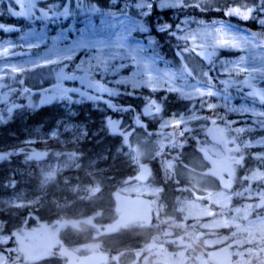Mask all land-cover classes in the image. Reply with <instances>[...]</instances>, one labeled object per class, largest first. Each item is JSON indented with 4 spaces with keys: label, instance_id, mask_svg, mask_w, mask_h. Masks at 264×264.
I'll use <instances>...</instances> for the list:
<instances>
[{
    "label": "rangeland",
    "instance_id": "1",
    "mask_svg": "<svg viewBox=\"0 0 264 264\" xmlns=\"http://www.w3.org/2000/svg\"><path fill=\"white\" fill-rule=\"evenodd\" d=\"M88 1L82 0L84 4H97L105 11L117 13L125 3V0H116L113 5L108 0L103 5ZM0 3L8 4L9 0H0ZM55 3L59 4L60 0ZM245 6L253 7V0H212V11L201 14L192 9L190 15L205 22L223 20L237 25L246 29L242 35L256 33L254 47L242 44L240 49L222 50L220 58L238 60L244 56L245 62L240 67L259 68L264 58V27L214 10L220 8L226 12L228 8ZM128 13L135 15V10L129 9ZM153 13V20L156 15L166 22L176 19L175 10L157 13L154 5ZM82 20L83 14L77 17L76 27H83L79 22ZM246 22L255 23L260 30H252ZM0 23L19 29L11 33L0 31V44L12 41L18 53L10 58L12 63L35 59V53L42 55L59 32V27L53 25L45 28L36 23L29 27L27 21L1 10ZM93 23L100 27L101 18L94 16ZM29 31L46 33L44 43L28 39L27 43H40L38 48L28 49L25 33ZM78 35L69 34V42ZM161 54L170 63H181L175 51L167 54L162 50ZM86 58L83 52L78 53L73 63ZM196 60L207 70L202 58L196 57ZM122 74L130 75L131 71ZM212 75L229 78L223 71ZM246 75L247 72H241L237 78L243 79ZM252 77L256 80L257 74L253 73ZM4 83L12 90L0 88V132H7V137L0 142V164H5L8 176L2 180L5 188L0 187V264H264V146H257L264 145V133L242 131L249 126L232 122L249 117L227 113L223 102L216 98L208 99L221 107L202 111L199 106L194 107L195 101L189 103L178 94L163 90L151 93L144 87L136 91L144 99L137 98L142 103L139 107L135 105L134 115L131 113L133 117L128 120L122 113L108 111L104 104L85 102L72 107L54 100L45 105L51 111L52 121L44 124L30 122L28 118L42 106L44 90L35 92V87L51 89L56 84L54 71L37 68L17 79L6 78ZM257 83L264 87V81L257 80ZM25 88L29 91L24 92ZM230 92L234 105L247 102L238 98L240 94L234 88ZM149 96L157 99L173 96L186 102L189 110L165 114L161 103L159 110L153 107L149 114H144L143 105ZM8 108L13 110L8 112ZM78 114L83 115L79 119L69 118ZM150 123L156 127L149 132ZM197 131L201 133L197 147L209 172L207 178L214 180L216 186L204 194L193 191L182 194L177 211L183 223L191 220L196 229L192 237L187 232L174 235L170 228L156 232L151 216L155 217L158 201L153 198L160 196L162 188L150 181L151 171L145 160L157 156L162 147L172 154L171 147H183L185 138ZM102 134L110 138L117 136L118 141L103 149H91L86 155L80 152L81 144ZM163 162L173 176L181 171L183 180L174 178L175 190L188 192L189 182L197 181L199 174L187 171L173 155L166 154ZM201 173L204 176V170ZM91 175L107 186L93 183ZM129 201L137 206L130 220L123 215L124 205ZM161 208L162 203L158 210ZM11 212L19 218L17 227L9 232L4 230L2 216ZM200 244L210 249V256L199 252L197 245Z\"/></svg>",
    "mask_w": 264,
    "mask_h": 264
},
{
    "label": "snow or ice",
    "instance_id": "2",
    "mask_svg": "<svg viewBox=\"0 0 264 264\" xmlns=\"http://www.w3.org/2000/svg\"><path fill=\"white\" fill-rule=\"evenodd\" d=\"M111 3L115 5L116 0H111ZM253 3V7L228 8L226 12L220 8L214 10L243 21L252 20L264 27V0H253ZM211 4L212 0H125L124 8L117 13L105 11L97 4H84L82 0H60L59 4L55 0L48 3L45 0H9L4 10L11 17L27 21L29 27L36 23L43 24L45 28L53 25L59 27V32L46 52L42 55L35 53V59L29 58L23 63L11 62L10 58L18 55L12 41L0 44V88L11 91V86L4 83L6 78L17 79L19 75L47 67L54 71L56 84L44 90L40 105L54 100L72 107L85 102L102 103L110 112L126 113L132 111L134 106H120L114 100L121 96L144 99L137 96L136 91L146 87L151 93L163 90L168 94H178L189 103L195 101L194 107L199 106L202 111L221 107L208 99L216 98L223 102L227 113L249 117L247 120L232 121L249 126L242 131L264 133V87L257 83V80L264 81V58L259 68L251 69L240 67L245 62L244 56L238 60L220 58L222 50L240 49L242 44L254 47L257 34L242 35L246 29H240L237 25L223 20L205 22L190 15L192 9L201 14L212 11ZM154 5L157 13L175 10L176 19L166 22L156 15L153 20ZM129 9H134L135 15H129ZM81 14L83 20L79 22L83 27H76L77 17ZM97 15L101 18L100 27L93 23V17ZM181 15L184 16L182 20ZM67 21H70L67 26H62ZM193 24L195 28L190 27ZM0 31L11 33L19 29L0 23ZM73 32L79 35L69 42V34ZM45 36L43 31H29L25 33V42L31 38L44 43ZM165 40L177 41L174 51L181 61L179 65L170 63L161 54L164 48L162 41ZM40 43H27V47L38 48ZM81 52L87 58L73 63ZM196 57L206 62L204 67L207 70H203ZM190 64L192 67H189ZM126 70H130L131 74H122ZM218 71L228 74L229 78L214 77L212 73ZM241 72L248 75L238 79ZM253 73L257 74L256 80L252 77ZM19 82L23 83L22 80ZM67 82H72V86H68ZM233 88L240 94L238 98L247 102L234 105L230 92ZM23 91L29 90L25 88ZM165 102L167 96L161 99L149 96L143 105V113L149 114L153 107L159 110L161 103ZM72 107L69 111H72ZM13 108L7 111L11 112ZM79 115L69 118L79 119Z\"/></svg>",
    "mask_w": 264,
    "mask_h": 264
},
{
    "label": "trees",
    "instance_id": "3",
    "mask_svg": "<svg viewBox=\"0 0 264 264\" xmlns=\"http://www.w3.org/2000/svg\"><path fill=\"white\" fill-rule=\"evenodd\" d=\"M88 1V0H86ZM89 1H98L99 3L105 5L108 0H89ZM88 1V2H89ZM250 0H247V2ZM243 2V1H241ZM6 3H0V10H4V6ZM6 12V11H5ZM7 13V12H6ZM164 17L168 19V14L165 13ZM3 20H7L6 17H3ZM248 26H251L250 28L252 30H255L259 27H256L255 23L250 24L249 22H246ZM258 25V24H257ZM253 27V28H252ZM260 30V28H259ZM164 44L163 50L167 54H173L174 53V45H176V40H171L170 42L165 40L162 41ZM36 85V84H33ZM68 85H72V83L68 82ZM114 102L118 103L120 106H129L132 105L134 106V109L132 111H128L126 113H122V117L126 118L128 120L130 117H133L131 113H133L136 110V106L139 107L140 103L142 101H138L137 99L130 98L128 96H121L114 100ZM136 105V106H135ZM165 106V109L162 110L165 114L167 113H177L179 111H188V106L187 103L184 102L181 99H175L173 96L167 97V102L163 103ZM84 111H86L85 108H83ZM82 113V112H80ZM128 113V116H127ZM51 111L49 110L48 106L42 105L40 108L34 110L30 115H29V121L30 122H42L44 124H48L50 121H52V116H50ZM83 114H80L82 116ZM198 123H202V120H195ZM150 129H154L153 127H156L154 124L150 123ZM197 129H199L197 127ZM201 133L199 131L194 132L193 135L189 134L185 139L187 142H185L182 146L179 147V149H176V147H171L172 154L167 153L163 151V147L160 149L159 154L157 156H154L151 159L145 160V162L148 164V167L150 168L151 175H150V181L160 185L162 187V192L160 196L157 199V210L154 213V220H155V226L156 232L163 231L165 228H170L173 230L174 235L179 234V233H188V235H193L196 233V229L193 227L191 220H186L184 223L181 220V215L180 211L178 212V208L180 207V201L182 198L183 193H190V191H193L194 193H200L204 194L206 190H210L211 188H214L216 184L212 181V179L207 178L208 174L205 173L206 170V164L202 162L201 159V152L199 150V147H197L198 140L200 138ZM7 137V132L3 131L0 132V142L4 141V138ZM117 136H113V138H110L109 136H106L105 134H102L95 140H88L84 142L83 144L80 145V152H83L82 154L86 155L88 152H91V149H103L104 146H108L109 144L113 145L117 140ZM198 139V140H197ZM76 147V146H75ZM166 154L168 156L173 155L179 165H183L185 169L188 171H196L199 174V177L197 178V181H190V187L188 188V192L186 190H183L182 193H178L177 190H175V187L177 186L174 183V178H179V181H182L181 176L179 172L181 171L178 170L177 174L173 176V174H170V172L167 170L165 164H164V157H166ZM199 161V162H198ZM5 164L2 163L0 164V187L1 189H4L5 187L3 186V181L6 180L5 174H7V168L5 169ZM6 170V171H5ZM204 170V176L201 173V171ZM170 174V176H169ZM93 175H91V181L93 183L99 182L100 184H103L102 186H107L105 183L102 182V180H94ZM185 182H180V184H183ZM181 194V195H180ZM163 205V208L159 209V206ZM3 223H4V230L11 232L14 228L17 227L18 223V214L15 212H11L8 215H3ZM161 228V229H159ZM185 231V232H184ZM192 237V236H191ZM195 244H198L197 242ZM202 245V246H201ZM198 250L204 252L208 256H210L209 253V248L204 246L203 244L197 245Z\"/></svg>",
    "mask_w": 264,
    "mask_h": 264
},
{
    "label": "flooded vegetation",
    "instance_id": "4",
    "mask_svg": "<svg viewBox=\"0 0 264 264\" xmlns=\"http://www.w3.org/2000/svg\"><path fill=\"white\" fill-rule=\"evenodd\" d=\"M147 204V203H146ZM145 204V205H146ZM138 208H141V204L139 203V205H138ZM141 210H145V207L143 208L142 207V209ZM124 213H123V215H126V217H127V219L128 220H130V219H132L133 218V213L134 212H137V206L133 203V202H131V201H129L128 203H126L125 205H124V211H123ZM122 215V216H123ZM121 215H120V217H122ZM123 218V217H122Z\"/></svg>",
    "mask_w": 264,
    "mask_h": 264
}]
</instances>
